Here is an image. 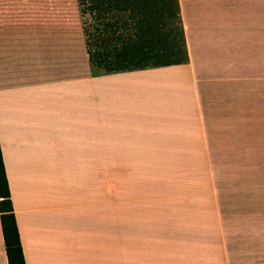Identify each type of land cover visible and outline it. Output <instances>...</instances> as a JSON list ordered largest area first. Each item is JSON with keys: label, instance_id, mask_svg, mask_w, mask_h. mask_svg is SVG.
I'll list each match as a JSON object with an SVG mask.
<instances>
[{"label": "crops", "instance_id": "1", "mask_svg": "<svg viewBox=\"0 0 264 264\" xmlns=\"http://www.w3.org/2000/svg\"><path fill=\"white\" fill-rule=\"evenodd\" d=\"M141 2L140 29L127 14L119 30L95 32L91 72L83 10L71 15L70 0H0V146L25 264H134L133 231L118 228V155L102 148L103 125L176 123L187 91L161 65V0ZM205 233L152 235L161 264L207 242Z\"/></svg>", "mask_w": 264, "mask_h": 264}, {"label": "rangeland", "instance_id": "2", "mask_svg": "<svg viewBox=\"0 0 264 264\" xmlns=\"http://www.w3.org/2000/svg\"><path fill=\"white\" fill-rule=\"evenodd\" d=\"M70 5L85 12L88 71L95 32L119 30L127 14L140 29L141 0ZM161 65L187 90L176 123L103 125L134 264H161L152 235L166 229L211 237L163 264H264V0H161Z\"/></svg>", "mask_w": 264, "mask_h": 264}, {"label": "trees", "instance_id": "3", "mask_svg": "<svg viewBox=\"0 0 264 264\" xmlns=\"http://www.w3.org/2000/svg\"><path fill=\"white\" fill-rule=\"evenodd\" d=\"M0 220L8 264H25L0 146Z\"/></svg>", "mask_w": 264, "mask_h": 264}]
</instances>
